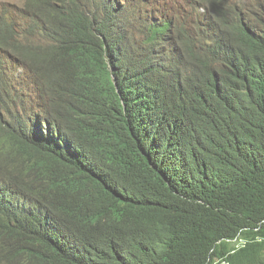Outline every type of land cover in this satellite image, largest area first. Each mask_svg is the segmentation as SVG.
I'll use <instances>...</instances> for the list:
<instances>
[{"label":"trees","instance_id":"1","mask_svg":"<svg viewBox=\"0 0 264 264\" xmlns=\"http://www.w3.org/2000/svg\"><path fill=\"white\" fill-rule=\"evenodd\" d=\"M22 1L0 264H264V0Z\"/></svg>","mask_w":264,"mask_h":264},{"label":"rangeland","instance_id":"2","mask_svg":"<svg viewBox=\"0 0 264 264\" xmlns=\"http://www.w3.org/2000/svg\"><path fill=\"white\" fill-rule=\"evenodd\" d=\"M4 3H8L10 5L14 4L13 8H17L19 5L23 3V1L22 0H0V6ZM17 18L18 20H23V16H19Z\"/></svg>","mask_w":264,"mask_h":264},{"label":"clouds","instance_id":"3","mask_svg":"<svg viewBox=\"0 0 264 264\" xmlns=\"http://www.w3.org/2000/svg\"><path fill=\"white\" fill-rule=\"evenodd\" d=\"M4 4H5V3H4ZM2 5H3V4H2ZM2 5H1V6H2ZM1 6H0V7H1Z\"/></svg>","mask_w":264,"mask_h":264}]
</instances>
